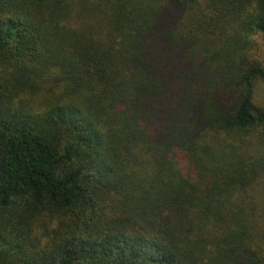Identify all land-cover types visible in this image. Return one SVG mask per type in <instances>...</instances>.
<instances>
[{
  "label": "trees",
  "instance_id": "16d2710c",
  "mask_svg": "<svg viewBox=\"0 0 264 264\" xmlns=\"http://www.w3.org/2000/svg\"><path fill=\"white\" fill-rule=\"evenodd\" d=\"M264 0H0V264H264Z\"/></svg>",
  "mask_w": 264,
  "mask_h": 264
},
{
  "label": "rangeland",
  "instance_id": "374dc122",
  "mask_svg": "<svg viewBox=\"0 0 264 264\" xmlns=\"http://www.w3.org/2000/svg\"><path fill=\"white\" fill-rule=\"evenodd\" d=\"M260 59L264 62V38H259V50L257 52ZM260 98L264 102V84L259 88Z\"/></svg>",
  "mask_w": 264,
  "mask_h": 264
}]
</instances>
